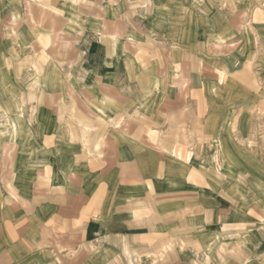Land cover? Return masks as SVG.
Masks as SVG:
<instances>
[{
    "label": "crops",
    "instance_id": "0c3cea01",
    "mask_svg": "<svg viewBox=\"0 0 264 264\" xmlns=\"http://www.w3.org/2000/svg\"><path fill=\"white\" fill-rule=\"evenodd\" d=\"M53 1L84 21L65 34L82 33L76 51L84 58L57 63L51 90L38 86L45 97L30 137L17 147L1 143L13 155L0 173V264H264V205L240 188L235 199L221 194L241 171L251 192L264 187V167L245 163L240 143L250 116L236 117L238 97H247L235 86L238 68L225 83L216 69L240 55H220L211 74L185 64L195 35L215 44L223 32L250 50L252 26L248 38L244 29L229 34L210 15L200 30L172 14L181 0H155L167 22L152 26V12L142 22L171 53L142 60L131 47L143 46L146 32L125 20V0L98 2L87 17L70 0H44ZM22 3L0 0L15 11ZM87 26L94 31L85 34ZM189 89L199 107L190 106ZM221 90L228 98L220 100Z\"/></svg>",
    "mask_w": 264,
    "mask_h": 264
},
{
    "label": "rangeland",
    "instance_id": "374dc122",
    "mask_svg": "<svg viewBox=\"0 0 264 264\" xmlns=\"http://www.w3.org/2000/svg\"><path fill=\"white\" fill-rule=\"evenodd\" d=\"M103 1L105 0H70L66 2L73 4L76 11H79L82 17H87L91 11L95 10L98 2ZM31 2H34L30 4L35 7V10H37V7L42 3L47 5L50 10L55 8V5L57 4V1L44 2V0H31ZM110 2L111 4H115L116 1L110 0ZM242 2H247L250 7L243 8ZM154 3L155 0H125V5H127V17L125 20L130 23L132 29L146 32L145 37L142 35L145 44L143 46L139 45L137 48L134 45L131 47V49L135 48L133 52H135L137 56L139 55L142 60L145 58L148 60L158 54V52H161L164 56L171 53V49L168 48L169 45L163 35L162 37H159L161 33H150L142 22V18L144 16L147 17L151 12V17L148 18V22H150L152 26H161L167 22L166 17L162 14L159 6L154 7ZM180 3L181 5L175 6L172 10L174 17L178 20H184V22L188 21L191 25L194 24L195 27L197 26L196 24H199L200 30L203 25H201V23H203L204 20L210 19V15H214V20L220 16L221 22L223 21L224 30H228L229 34H232V32L239 33V31L244 29V36L247 37L250 31L248 27L252 26L253 34H255V45L253 43V47H250V50H246L245 47L242 46L243 43L240 38L235 39L233 38V35H228L226 38L222 35L223 39L220 40L219 43L217 40L220 34L216 32L215 44L212 38H207V35L205 34L195 35V40H193V43L190 46V48L194 50L187 48L189 43H185V64H193L201 73L209 72L211 74L213 73V65L215 66L217 64L216 62H218L217 60L220 55V59L227 60L240 55L234 62L236 65L230 61H227L226 64H222L223 66L219 64L218 66L220 67L216 68L217 74L220 81H224V83L229 82L228 78L231 74L230 70L235 67L238 68L235 76V86H241L244 88L243 91L241 90L238 93L246 94L247 97H238L236 117L239 119L240 115L244 112V115L250 116V122L248 123L250 133L247 136V139L240 141L242 146L247 147L246 152H244L245 155H243L244 161L248 165L250 163H256V165L258 164L264 167V0H181ZM27 4L29 3H22V8H18L19 11H15V7H17L16 4L0 5V120H5V123H0V129L6 130L7 126L9 127L8 121L6 122L3 114L7 98H11L13 104L17 103L18 105H23L21 111L23 113L22 119L24 120L23 128L20 132L21 137H19L17 142L12 140L13 136L10 134H0V173L2 170L6 169L5 167L7 164L6 162L9 159L8 157L13 155V148L7 150V147L5 148L1 145L2 141H5L4 144L9 145L10 147H17V144H22L32 133L31 128L34 119L32 117L36 114L40 105V102L38 101L45 97V93L38 86L41 84L47 85L46 89L51 90L50 85L48 84H50L55 78L54 76L57 73V63L69 60H76V63L77 60H83V55L76 51V45L81 39L79 35L81 32L77 30L71 31L69 35H65L66 33H64V38H57V36L54 37V39L56 38L57 43L61 45L60 47L63 49L62 51L65 52L66 56L61 58L62 61L60 62L55 60L53 64L48 63V61L42 62L41 44L37 45L36 53L29 48L26 49L27 45L22 44V42L26 43L28 38L24 29H22L23 31H20V35H24L25 37H23L21 43H19V40L14 38L15 35L12 30L14 19L12 16L14 12H17V14H19L18 18L20 19L21 26H27L29 24L26 13ZM68 11L70 14L71 10L68 9L66 5L63 10H61L66 18L70 17L69 14H67ZM72 11L74 10L72 9ZM40 15L39 11L35 12L34 16L36 22L33 24L36 29L39 28L42 31L40 32L41 34H44L49 30V23L47 20L45 21V19H42ZM26 20L27 22H25ZM81 23L85 28L84 21L81 20L79 23L74 19L68 30H70L71 27H74L73 29L79 28ZM219 23L220 21H217V28ZM74 24L77 26H74ZM24 26L23 28H26ZM91 27L92 26H87V28L90 29L84 31V33L87 34L94 31ZM68 30L66 32H70ZM176 33L178 34V32ZM221 34H223V32H221ZM169 38L173 39L171 36ZM66 40L69 41L70 44L68 47L63 48L62 43ZM156 40H162V42H158V44L151 46L152 42ZM248 40L251 42V37H249ZM148 45L149 47H147ZM250 45L252 44L250 43ZM196 51L205 52L204 55L208 60L201 61L202 59H199ZM233 51L234 55L231 56V54H228ZM73 52H75V54ZM39 61L42 62L39 68L43 70L45 68L48 81L36 85L33 84L32 80L35 79V73H38L39 71L34 72L35 70L31 67V64ZM43 64L45 66L44 68H42ZM12 90L16 92V95L13 94V96L11 94ZM222 91L223 90H221L220 100L228 98L227 92ZM187 97H189L190 106H200L199 104L202 101V98L199 97V94L192 93V90L189 89ZM244 99L248 100L244 101ZM51 104L57 108L59 106V102L57 101L52 102ZM236 133L238 132L234 131V134ZM241 155L242 154L239 155V158L242 160L243 158ZM211 159H214V162L218 161V157H212ZM249 179L247 173L241 171V179L238 182L233 180L228 181L227 186L222 189L221 194L229 197L234 196L233 199H235V196H237V189L240 188V193L248 195L245 198L247 201L251 200L252 196H257V200H260L259 204L264 205V187L259 188V191L257 192H251Z\"/></svg>",
    "mask_w": 264,
    "mask_h": 264
},
{
    "label": "bare ground",
    "instance_id": "6f19581e",
    "mask_svg": "<svg viewBox=\"0 0 264 264\" xmlns=\"http://www.w3.org/2000/svg\"><path fill=\"white\" fill-rule=\"evenodd\" d=\"M26 2L29 3V4H27V9H26L27 19H28L29 24L27 26H24V25L21 26L20 19L18 18L19 14H17V12H14L13 16H12V18L14 19V25L12 27L13 34L15 35L14 38L15 39L17 38L19 40V43H21L22 38L25 36L20 35V31L22 29H24L26 31V34H27L26 36L28 38H27V42L26 43L22 42V44L27 45L26 48H29L33 52H35L37 50V47H38L37 45L41 44L40 46L42 48V51H41L42 52V62L48 61V63L53 64L55 60H57L59 62L62 61L61 58L65 57L66 54L64 51H62L63 49L60 47L61 45H59L57 43L56 38L54 39V37L57 36V38H59V37L64 38V36H65L64 33H67L66 31L70 28V26L74 20V18H72V16L70 15V17H68L67 23L65 21L61 22L62 20L60 19V17L64 16V14L61 12V10H63V8L65 7V1L62 2V4H60L59 7H55L52 10H50L49 7L43 3L37 7V10H35V7H33L30 4L31 2L29 0H26ZM36 11H39L40 14L43 15V19H47L48 22L50 21L51 29H50V31H46L47 33L41 34L40 32H42V31L39 28H37V29L35 28L33 23L36 22L35 21L36 19L34 16ZM72 12H74V11H72ZM64 17H66V16H64ZM23 26L26 28H23ZM222 35L223 34L220 33V36L217 40V41H219V43H220V40L223 39ZM118 37H119L118 35L112 34V38L115 39V42L117 41ZM134 38L138 39L137 36H134ZM62 44H63V48H66V47H68L70 42L66 40ZM42 62H40V61L37 63L33 62L31 64V67L35 70L34 72L39 71L38 73H35V79L32 80L33 84L39 85L41 83H45L48 81V77L46 76L47 74H46L45 70L42 71V69L39 68ZM4 83H5V81H4ZM11 94L16 95V92H14L12 90ZM22 107H23V105H21V104L18 105L17 103L13 104L12 99L7 98L6 99V105L4 106V113L3 114H4V118L6 119V122L8 121L9 127L7 126L6 130L0 129L1 135L10 134L13 136L12 140H14L16 142L19 139V137H21L20 132L23 128V123H24V120L22 119L23 113L21 111ZM28 125H31V124H28Z\"/></svg>",
    "mask_w": 264,
    "mask_h": 264
}]
</instances>
